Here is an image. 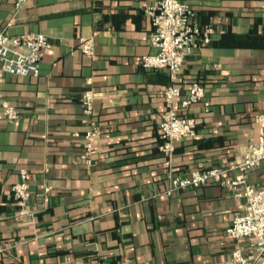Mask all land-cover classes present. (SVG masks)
Listing matches in <instances>:
<instances>
[{"label":"crops","instance_id":"0c3cea01","mask_svg":"<svg viewBox=\"0 0 264 264\" xmlns=\"http://www.w3.org/2000/svg\"><path fill=\"white\" fill-rule=\"evenodd\" d=\"M0 0V32L47 35L39 77L0 80V264H223L235 250L258 256L254 240L226 231L246 206L221 183L168 196L172 176L220 168L229 179L248 145L264 135V0H185L215 34L185 61L178 81L147 70L156 52L146 14L160 0ZM91 39L95 54L82 53ZM204 102L179 116L197 135L160 151L164 92ZM95 93L98 136L88 156L82 94ZM19 110L18 120L3 106ZM26 170L33 198L22 212L13 188ZM264 187V163L247 175ZM46 189L48 191H46ZM264 264V254L259 255Z\"/></svg>","mask_w":264,"mask_h":264},{"label":"built area","instance_id":"2783aa9c","mask_svg":"<svg viewBox=\"0 0 264 264\" xmlns=\"http://www.w3.org/2000/svg\"><path fill=\"white\" fill-rule=\"evenodd\" d=\"M27 1L29 0H16V11H20ZM146 14L151 21L150 41L156 52L141 59L142 67L155 71L167 70L172 81L177 82L186 58L201 44H208L215 32L209 26L202 28L199 25L196 12L185 0H160L157 6L148 8ZM49 47L47 35L35 33L13 36L7 31H1L0 80L6 75L39 77L44 53ZM80 49L82 53L92 56L95 54L94 41L82 38ZM182 91L179 87L170 86L164 92L167 111L159 125V137L162 141L160 151L169 160L173 159L178 143L193 139L197 135L198 125L195 120L179 116L175 111L176 104L180 101L184 109L200 102H204L206 106L210 105L207 89L201 83H192L189 96L185 99L182 98ZM95 98V93L92 91L84 92L81 97L84 115L82 124L89 128L86 135L88 156L94 152L92 142L98 136L97 123L90 120L94 115ZM3 116L8 120H18L20 113L15 107L5 104ZM263 163L264 135L262 134L258 140L248 145L243 161L235 167L238 175L234 179H229L228 172L220 168L194 171L189 175L172 176L171 186L166 194L172 196L209 183H221L235 196L244 197L247 201L244 212L235 216L226 233L234 240H254L255 250L262 255L264 254V187L251 185L247 175L260 168ZM21 177L22 181L14 186L13 193L22 208V213L29 215L28 208L33 193L26 170L21 172ZM258 256H246L238 249L231 254L228 262L223 264H260Z\"/></svg>","mask_w":264,"mask_h":264},{"label":"trees","instance_id":"16d2710c","mask_svg":"<svg viewBox=\"0 0 264 264\" xmlns=\"http://www.w3.org/2000/svg\"><path fill=\"white\" fill-rule=\"evenodd\" d=\"M199 82V81H198ZM199 83H201V82H199ZM202 84V83H201ZM203 85V84H202ZM204 86V85H203ZM205 87V86H204ZM90 120H93V121H96L95 120V118H94V115H93V117L90 119ZM97 122V121H96Z\"/></svg>","mask_w":264,"mask_h":264}]
</instances>
